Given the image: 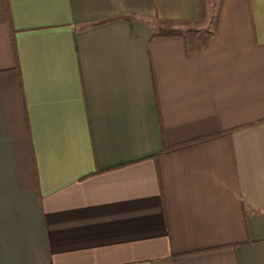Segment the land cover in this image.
I'll list each match as a JSON object with an SVG mask.
<instances>
[{
    "label": "crops",
    "instance_id": "obj_1",
    "mask_svg": "<svg viewBox=\"0 0 264 264\" xmlns=\"http://www.w3.org/2000/svg\"><path fill=\"white\" fill-rule=\"evenodd\" d=\"M204 9L0 0V264H264V0Z\"/></svg>",
    "mask_w": 264,
    "mask_h": 264
},
{
    "label": "rangeland",
    "instance_id": "obj_2",
    "mask_svg": "<svg viewBox=\"0 0 264 264\" xmlns=\"http://www.w3.org/2000/svg\"><path fill=\"white\" fill-rule=\"evenodd\" d=\"M202 2H203V8H205L204 12L206 13V14L204 13L203 17H206V18H205V24L198 26V27H207V29L211 30L214 25V18L217 15V12L220 8L222 0H202ZM176 26L182 29H186V27H189V26H184L181 24L176 25ZM194 27H197V26L193 25L191 28H194Z\"/></svg>",
    "mask_w": 264,
    "mask_h": 264
},
{
    "label": "trees",
    "instance_id": "obj_3",
    "mask_svg": "<svg viewBox=\"0 0 264 264\" xmlns=\"http://www.w3.org/2000/svg\"><path fill=\"white\" fill-rule=\"evenodd\" d=\"M201 3H202V5H203V2H202V0H201Z\"/></svg>",
    "mask_w": 264,
    "mask_h": 264
}]
</instances>
